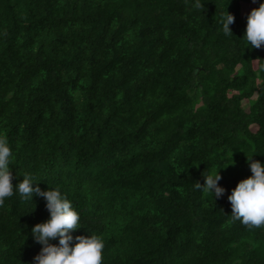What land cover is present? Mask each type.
I'll use <instances>...</instances> for the list:
<instances>
[{
    "label": "trees",
    "instance_id": "obj_1",
    "mask_svg": "<svg viewBox=\"0 0 264 264\" xmlns=\"http://www.w3.org/2000/svg\"><path fill=\"white\" fill-rule=\"evenodd\" d=\"M195 3L0 0L12 182L28 173L66 193L73 235L103 236L102 264H264V226L234 219L227 199L251 175L247 154L264 162V45L242 38L243 5L260 0ZM220 167L215 200L194 183ZM45 205L15 191L0 204V264H34Z\"/></svg>",
    "mask_w": 264,
    "mask_h": 264
},
{
    "label": "clouds",
    "instance_id": "obj_2",
    "mask_svg": "<svg viewBox=\"0 0 264 264\" xmlns=\"http://www.w3.org/2000/svg\"><path fill=\"white\" fill-rule=\"evenodd\" d=\"M194 6L199 8L200 0H196ZM234 20L232 12L227 10L223 14L220 24L224 35L233 34L230 25ZM242 38L247 47L260 48L264 45V0H260L259 5L248 13ZM253 153L247 154L251 175L240 179L227 197L232 217L249 228L264 226V162L253 159ZM12 156L7 137L0 135V204L5 198L13 196L15 191L22 200H34V196L43 197L49 211L46 220L31 228L33 238L42 245L33 258L34 264H102L105 246L103 236L90 229L88 235H73V230L83 225L81 213L73 200L59 187L42 189L39 183H34L39 180L28 173H22L23 179L14 185L10 168ZM221 168L204 171V182L201 184L197 180L194 183L195 189L211 192L215 200L222 196L226 189L218 183ZM53 240L58 242L53 243Z\"/></svg>",
    "mask_w": 264,
    "mask_h": 264
},
{
    "label": "rangeland",
    "instance_id": "obj_3",
    "mask_svg": "<svg viewBox=\"0 0 264 264\" xmlns=\"http://www.w3.org/2000/svg\"><path fill=\"white\" fill-rule=\"evenodd\" d=\"M251 9H252V5L245 4L243 5L242 12L246 13V12H249ZM244 106L248 109V101L244 102ZM253 128L256 129L255 126H253Z\"/></svg>",
    "mask_w": 264,
    "mask_h": 264
}]
</instances>
